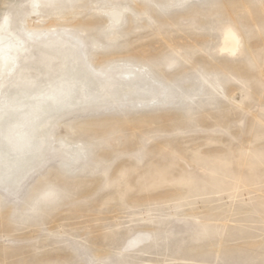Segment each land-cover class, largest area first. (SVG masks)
I'll use <instances>...</instances> for the list:
<instances>
[{
  "label": "rangeland",
  "instance_id": "rangeland-1",
  "mask_svg": "<svg viewBox=\"0 0 264 264\" xmlns=\"http://www.w3.org/2000/svg\"><path fill=\"white\" fill-rule=\"evenodd\" d=\"M37 104L0 264H264V0H0L2 160Z\"/></svg>",
  "mask_w": 264,
  "mask_h": 264
},
{
  "label": "bare ground",
  "instance_id": "bare-ground-1",
  "mask_svg": "<svg viewBox=\"0 0 264 264\" xmlns=\"http://www.w3.org/2000/svg\"><path fill=\"white\" fill-rule=\"evenodd\" d=\"M237 45V35L232 30H228L226 33L224 48L234 51L236 50ZM24 77L25 76L21 77L18 81L22 83V78ZM26 81V84L24 82L23 84L28 85L31 84V82L37 83L35 79H31V76H26ZM65 82L68 83V92H70L74 84H72V82L69 80H66ZM63 85L64 83L62 86ZM35 86L37 87V84ZM60 88L61 85L58 87L54 86V89L51 90L50 93L52 94L54 91L53 96L56 97L59 95L58 89ZM36 91L37 88L34 91L35 94ZM68 92L66 95L61 96L64 97L66 101H69L72 98V93ZM41 110L42 109L40 108V105L37 104L36 107H34L33 110L28 113V116L25 119H20L12 125V130H16L17 133V136L14 137V140L11 143L13 156L10 160H2L1 158H3V156L0 155V160H2L0 161V178H9L14 176L17 171L22 169L23 165L27 161L28 155L39 147L41 141V129L45 122V112Z\"/></svg>",
  "mask_w": 264,
  "mask_h": 264
}]
</instances>
